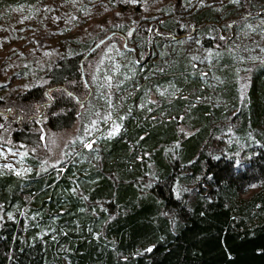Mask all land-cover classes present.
<instances>
[{"label": "trees", "instance_id": "obj_1", "mask_svg": "<svg viewBox=\"0 0 264 264\" xmlns=\"http://www.w3.org/2000/svg\"><path fill=\"white\" fill-rule=\"evenodd\" d=\"M146 1L109 0L113 20L144 23ZM162 1L157 11L164 20L141 26L138 46L121 49L139 75L152 58H161L150 52L158 54L164 44L180 57L176 44L188 36L210 49L218 64L234 61L224 54L209 12L180 24L175 16L188 0ZM259 12L264 16V8L253 13ZM249 13L233 20V28L249 21ZM131 33H110L103 44L116 35L129 40ZM38 38L37 45L47 36ZM103 44L88 50L85 41L78 53L54 56L42 66L41 84L0 99V149L38 151L49 132L76 123L91 96L87 60ZM178 59L156 62L149 76L156 81L143 91L151 95L153 85L192 68ZM254 63L243 96L240 80L224 78L226 111L201 101L200 76H192V90L144 99L115 136H91L88 150L79 148L46 169L34 155L24 156L37 166L29 175L0 170V264H264V58ZM135 95L140 100L141 92Z\"/></svg>", "mask_w": 264, "mask_h": 264}, {"label": "rangeland", "instance_id": "obj_2", "mask_svg": "<svg viewBox=\"0 0 264 264\" xmlns=\"http://www.w3.org/2000/svg\"><path fill=\"white\" fill-rule=\"evenodd\" d=\"M147 1V18L141 23L142 21L135 19L114 21L115 13L110 10L109 0H16L15 4L4 6L0 0L1 100H9L11 96L24 92L31 85L41 84L42 66H46V62L51 63L54 56L62 58L78 53L81 51L79 43L85 41L89 44L91 42L90 50L92 43L98 44L110 33L127 34L132 30L131 39L116 35L117 39L103 44L87 60L85 71L91 96L84 104L76 123L70 129L49 132L43 139L44 147L41 149L42 146L39 145L38 151L33 148L21 155L0 149L1 171L29 175L37 166L32 165L24 156L34 155L41 169H46L67 160L79 148L88 150L90 148L86 145L91 144L92 147L94 143V139L89 141L91 136L97 133L108 138L115 136L121 130L130 109L134 107L139 110L142 105L147 104L146 101L142 104L144 99H169L176 89L192 90L193 86L188 85L192 76H200L201 101L208 102L213 107L224 105V111L229 109L225 105L226 96L220 88L225 82L224 78L230 75L236 82L240 80L241 93L247 87V70L254 62L264 58V16L260 12L256 16L253 13L264 8V0H188L181 6V12L175 16L180 24L193 13L209 12V22L216 24L221 30L226 47L224 54H231L234 61L227 65L218 64L210 49L201 48L197 37L188 36L176 44V50L181 54L179 59L169 50H165L164 44L158 54V49L150 52L161 58H152L145 66L148 67L147 72L139 75L132 64L131 54L121 49L126 43L132 49L138 46L135 33L141 26L150 29L164 20L163 14L157 10L165 2ZM248 13L254 16L241 27L233 28V20ZM227 24L230 26L229 31L224 28ZM41 34H45L47 38L38 44L39 48L37 42ZM176 59L186 61L192 68H186L178 75L171 74L161 86L153 85L151 95L146 90L143 91L147 84L156 81L149 77L156 62L166 65ZM32 60V69L26 71ZM175 76L181 78L179 84H174L175 80L166 81L174 79ZM136 92H141L140 100L132 99L136 97ZM241 95L243 96L242 93ZM82 152L79 151L82 154L80 158H85L86 154Z\"/></svg>", "mask_w": 264, "mask_h": 264}, {"label": "water", "instance_id": "obj_3", "mask_svg": "<svg viewBox=\"0 0 264 264\" xmlns=\"http://www.w3.org/2000/svg\"><path fill=\"white\" fill-rule=\"evenodd\" d=\"M106 39H107V38H106ZM106 39H104V40H102L101 42H99V43L96 45V47L99 46V45H101V44H103V43L106 41Z\"/></svg>", "mask_w": 264, "mask_h": 264}, {"label": "snow or ice", "instance_id": "obj_4", "mask_svg": "<svg viewBox=\"0 0 264 264\" xmlns=\"http://www.w3.org/2000/svg\"><path fill=\"white\" fill-rule=\"evenodd\" d=\"M86 146L89 147V148H91V144H87ZM0 155H2V153H0ZM17 174H19V173H17Z\"/></svg>", "mask_w": 264, "mask_h": 264}]
</instances>
